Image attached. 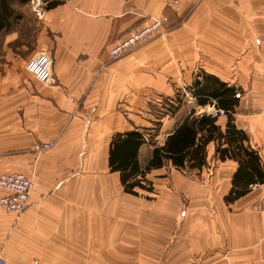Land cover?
I'll return each mask as SVG.
<instances>
[{"label":"crops","instance_id":"0c3cea01","mask_svg":"<svg viewBox=\"0 0 264 264\" xmlns=\"http://www.w3.org/2000/svg\"><path fill=\"white\" fill-rule=\"evenodd\" d=\"M56 1L41 19L17 12L0 27V171H20L34 181L20 216L0 206V245H16L9 263L23 255L27 261L37 256L41 264H68L79 259L80 249L96 261H139L136 248L142 245L157 262L264 264V182L226 201L238 164L217 159L214 141L206 145L200 171L168 163L147 174L159 190L151 214L167 213L166 224H143L153 236L139 230L142 224H134L141 228L134 227L131 240L123 224H95L96 213L111 205L119 213L116 193L131 195L108 168L112 136L142 132L147 142L138 161L145 165L154 145L192 109L216 110L214 102L199 105L193 95L204 74L236 90L233 123L264 170V0ZM157 16L168 18L166 33L110 60L115 42ZM39 50L52 57L48 84L25 69ZM176 98L179 105L170 114ZM226 120L224 114L217 117L222 130ZM48 140L54 142L51 150L33 152L36 142ZM163 168L168 174H161ZM162 187L174 197L187 196L178 206L181 224L173 223L174 206L164 204ZM114 241L125 252L112 258ZM21 247L26 253L17 252Z\"/></svg>","mask_w":264,"mask_h":264},{"label":"trees","instance_id":"16d2710c","mask_svg":"<svg viewBox=\"0 0 264 264\" xmlns=\"http://www.w3.org/2000/svg\"><path fill=\"white\" fill-rule=\"evenodd\" d=\"M28 0H0V27L7 25L9 17L17 14L12 4ZM57 3L49 1L48 7ZM196 103L205 105L214 102L216 110L213 114H195L192 109L183 120L168 134L163 143L154 145L152 153L145 165H140L138 152L146 139L142 132L127 130L115 133L108 148L107 164L110 172H117L123 192L139 195L140 191L153 193V184L147 174L156 168L170 163L174 168L185 172L200 171L206 165V145L216 142L217 159H233L237 168L232 176V186L224 199L233 201L243 195L256 183L264 182V170L258 153L244 141L246 134L237 129L233 123L234 105L238 102L234 87L227 86L217 78L204 74L196 80L193 89ZM180 100L176 98L168 113L173 114ZM222 111L227 118L222 130L216 123ZM155 129L160 120H157Z\"/></svg>","mask_w":264,"mask_h":264},{"label":"rangeland","instance_id":"374dc122","mask_svg":"<svg viewBox=\"0 0 264 264\" xmlns=\"http://www.w3.org/2000/svg\"><path fill=\"white\" fill-rule=\"evenodd\" d=\"M15 3L17 4L16 5V10H17V12L19 13L20 16L24 15V16L27 17V15H29L28 13L32 14L31 9H30L29 0L26 1V2L24 1V2H19V3L15 2ZM137 27H142V25L141 26H137ZM168 27L169 26L167 25V27L165 28V31L163 33L155 35L154 37H152L151 39H148V41H146L143 44H146L149 41H151V40L161 36L162 34L166 33L169 30ZM143 44H140L139 46H142ZM139 46H137L136 48L130 50L128 53H126V54H124L122 56H119L117 58H110V60L120 59L123 56L133 52ZM158 103H159V105H158L159 107L158 108H160V107L163 108L162 105L164 104V100H161ZM156 113H157V111H156ZM160 113H158V114H160ZM164 118L165 117H163V119ZM220 121H223V119L221 118ZM157 129L158 128L154 129V134L157 132ZM151 138H152V140L154 139L153 135L151 136ZM53 145L50 148L44 149V150H35V149H33V152L36 153L37 155H38V153L42 154V153H44L46 151L51 150ZM32 148H33V146H32ZM71 169H72V167H71ZM66 171H68V169ZM18 172L19 173H23V172H20V171H18ZM9 173H13V172H9ZM65 173L66 172H64L63 175ZM164 173L168 174V170L165 169V168L161 169V174H164ZM23 174L31 179L32 188H33V184H34L33 178L31 176L25 174V173H23ZM160 190L164 191V192H161L162 199L164 198V204H166L167 201H169V203H172L169 206H174V220H173V223L174 224H181L180 220H181V212H182V210H178V206L180 205V203H181V205H185L187 203V196H183V198L180 197V196L174 197V196L166 193V191H167L166 188L162 187V188H160ZM0 192H2V194L0 196L5 194V192L3 190H1V189H0ZM156 193H159V190L156 189V187H154V186H153V193H151V194L144 193V192L140 191L139 195H136V196L126 195V194H120L118 196V194L116 193V196H114V199L118 200V203L121 204L120 205L121 209H120L119 213H116L115 209L111 205V209L109 211H106L104 213H102L100 211V212L96 213V215H95V224H123L127 228L129 227L127 229V231L130 233L127 236L128 240L129 239L131 240V239L135 238V236L132 235V233L134 232V227L137 228V229L141 228L140 225L134 226V224H142V227H143V224H155V222H152V221H159V224H166V222H167V213H166V211H164V210H163V212L159 211L158 214H160V215H158L157 217L155 215L151 214L153 212H156V210L153 207L156 203L154 201H152V198L154 200H156V198H157L156 197ZM0 206L3 208V206L1 204H0ZM23 210L19 211L18 213L12 212V211L11 212L16 214V215L14 214L15 217L16 216L18 217V216H20L22 214ZM117 230H118V227H117ZM139 230L143 231L144 234H146V236L147 235H152L153 231H154V230L151 231L150 229H144V227H143V229H139ZM178 230H179V228H176V231H178ZM113 231L114 230L112 229V233H113ZM191 232H192V237L197 236V233H196L197 229L196 230L191 229ZM114 238H116L115 234L112 236V241L114 240ZM138 240H140V239L138 238ZM118 243L119 242H115V244L113 243L112 246H111V249L116 248V254L115 255L112 254V252H114V250H112V252H111L110 256L112 258H113V256L116 257L118 255V253L122 254V253L125 252L124 250H118V248H119ZM176 243H177V240H176ZM14 247H16L15 244H13V245L9 244L7 246H5L4 244L0 245V260L3 261V264H14L15 262H19V263H22V264H41V261L38 259L37 256H35L32 259L27 261V259L22 257L23 255H20L13 262L9 263L10 261H8L7 258H9V256L12 255V251H13ZM90 247L91 246H89V247L87 246V248L85 247V250L89 251ZM93 247H97V246H93ZM7 248H11V249H8V251H10L9 253L7 252ZM136 249L139 250V254H138L139 258H140L139 261H114V259L104 260V261H102V260H97L96 261L94 259H90L89 256L86 255L85 253H81L82 249H80V254H79V259L78 260L76 258H74L72 261L64 262V263H68V264H171V263H173V264H186L184 262H180V261L172 262L171 260H166V259H164L163 261H158L157 262V261L153 260V258H151V256L153 255L151 250H145L146 248H144L142 245L141 246L138 245ZM127 250H129V248ZM17 252H19L21 254H24V253H26V248H24V247H21L19 249L17 248ZM7 255H8V257H7ZM187 264H198V261L197 260L191 261V262H188Z\"/></svg>","mask_w":264,"mask_h":264},{"label":"built area","instance_id":"2783aa9c","mask_svg":"<svg viewBox=\"0 0 264 264\" xmlns=\"http://www.w3.org/2000/svg\"><path fill=\"white\" fill-rule=\"evenodd\" d=\"M49 1L29 0L31 12L37 19L44 17ZM168 23L166 16L152 17L142 27L133 28L125 37L115 42L109 49V57L122 56L155 35L163 33ZM25 69L37 81L48 84L52 80V57L48 52L39 50L26 60ZM219 112L222 114L221 110ZM53 144L54 142L51 140L40 141L33 145V149L44 150L50 148ZM0 189L5 192L0 196V204L5 210L18 213L27 205L32 189V181L23 173L0 172ZM0 264H3L2 260H0ZM14 264L22 263L15 262Z\"/></svg>","mask_w":264,"mask_h":264}]
</instances>
